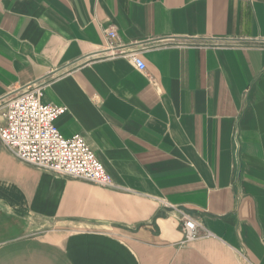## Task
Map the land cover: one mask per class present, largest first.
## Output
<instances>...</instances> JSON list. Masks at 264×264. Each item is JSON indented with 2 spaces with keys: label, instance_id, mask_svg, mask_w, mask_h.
<instances>
[{
  "label": "crops",
  "instance_id": "obj_1",
  "mask_svg": "<svg viewBox=\"0 0 264 264\" xmlns=\"http://www.w3.org/2000/svg\"><path fill=\"white\" fill-rule=\"evenodd\" d=\"M39 86L118 188L0 141V264H264V0H0V104Z\"/></svg>",
  "mask_w": 264,
  "mask_h": 264
},
{
  "label": "built area",
  "instance_id": "obj_2",
  "mask_svg": "<svg viewBox=\"0 0 264 264\" xmlns=\"http://www.w3.org/2000/svg\"><path fill=\"white\" fill-rule=\"evenodd\" d=\"M107 36L112 39L115 33L108 32ZM128 57L139 71H144L145 65L138 53ZM41 96L39 86L26 89L0 104L2 145L17 160L39 170L89 182L100 188L117 189L81 135L66 138L57 130L56 121L66 113V108L43 104ZM180 217L185 242L194 241L202 233L209 235L194 218L184 213Z\"/></svg>",
  "mask_w": 264,
  "mask_h": 264
}]
</instances>
